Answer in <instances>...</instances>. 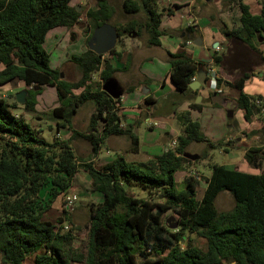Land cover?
I'll return each instance as SVG.
<instances>
[{
	"label": "trees",
	"instance_id": "16d2710c",
	"mask_svg": "<svg viewBox=\"0 0 264 264\" xmlns=\"http://www.w3.org/2000/svg\"><path fill=\"white\" fill-rule=\"evenodd\" d=\"M72 1L0 0V65L4 67L0 71V87L15 80L26 87L22 105L16 100L11 102L13 96H0L1 263L24 264L30 255H35V264H71L79 260L85 264H264V172L253 174L214 164L200 200L196 198L195 180H190L185 190L176 191V174L192 164L185 156L187 148L207 141L190 111L181 115L182 132L176 138L175 148L144 163L128 162L117 155L99 168L92 162H79L71 139L52 143L39 139L28 121L15 112L18 106L34 112L43 87H51L58 100L51 113L62 120L63 126L73 128L83 105L91 103L95 107L88 133L73 129V138L88 139L97 154L104 137L126 136L131 143L130 152H139L140 139L133 128L121 126L117 107L120 99L103 91L104 83L116 72L103 61L104 56L89 48L81 55H73L70 61L82 73L77 82L67 81L62 71L50 67V54L44 46L48 34L57 28L70 29L80 22L81 15ZM122 6L125 15L143 14L144 21L132 19L125 26L115 25L111 22L115 15L111 3L97 0V7L86 15L92 29L87 43L96 28L110 23L120 40L131 35L140 38L145 31L148 45L160 46L162 13L158 11V0H123ZM239 8V30L222 31L243 59L241 64L233 65L239 68L251 59L261 65L262 52L255 50L248 57L249 51L239 50L236 43L239 40L255 49L258 40L264 38V6L258 16L252 15L245 4L240 3ZM168 14H172L171 9ZM186 31L193 34L195 28ZM113 54L115 49L108 55ZM170 63L172 83L179 92L186 93L201 65L180 54H170ZM214 63L229 73L222 56L215 55ZM94 73H99L102 81L96 87L92 86ZM252 74L245 71L233 82L218 79L220 87L240 92L236 107L244 111L247 122L262 112L255 99L243 92ZM78 90L81 92L77 95L74 92ZM191 109L201 111L202 106L193 104ZM219 145L209 144L212 148ZM244 158L251 168L262 169L264 147L249 148ZM82 169L88 172L92 190L101 195L102 201L90 212L86 255L70 256L65 247L74 237L69 232L61 234L53 222L44 219L41 192L47 185L52 186L55 196L67 191ZM136 184L148 190L149 195L153 190L161 191L157 200L160 195L164 200L131 195L130 186ZM224 191L230 193L235 203L229 212H220L216 207V200ZM170 211L178 217L175 230L162 220ZM57 223L62 225L63 220L59 218ZM188 234H195L204 245H197ZM153 255L158 259L151 260Z\"/></svg>",
	"mask_w": 264,
	"mask_h": 264
},
{
	"label": "rangeland",
	"instance_id": "374dc122",
	"mask_svg": "<svg viewBox=\"0 0 264 264\" xmlns=\"http://www.w3.org/2000/svg\"><path fill=\"white\" fill-rule=\"evenodd\" d=\"M108 1L111 3L115 10L114 18L111 20V22L115 25L125 26L132 19L138 20L140 22L144 21L145 16L143 14H139L137 16H128L124 14L122 6L123 0ZM256 1L260 3L262 2V0ZM263 4L264 3H262V5ZM71 5L77 6L78 12L81 15L79 24L70 29L63 27L55 29L53 33L50 34L48 42H46L47 44H45V49L50 54V67L52 69L55 66L59 68L60 61L63 58L64 61L61 64L60 71L64 72L65 79L67 81L77 82L81 79L82 73L79 67L75 63H72L70 59L73 55H81L88 49L87 41L92 29L86 15L88 10L97 7V0H73ZM160 8L161 7L158 6L159 10ZM147 36L148 34L143 31L142 36L138 38V41L143 42L145 38H147ZM120 43L121 40L119 39L116 46L117 49L120 48ZM152 53H157V51H152ZM262 54L264 55V53ZM158 59L160 58H156L153 66L145 63V65L142 67L143 71H145L144 68L146 70L152 69L155 74L163 73L164 75L166 73L165 69L167 68V65L161 60L158 61ZM3 68L4 67L0 65V71ZM237 71H249L251 73H254L255 71H263L261 74H264V62L259 65L256 64L253 59H251L249 61L243 62L242 65L237 68ZM97 74L98 76L95 77V79H93L92 75V86L95 87L100 85V82H102L99 78V73ZM252 75L253 76L249 82L250 87H248L247 95L253 97L255 101L260 100L262 102L261 109L264 110V75L263 78L258 74ZM21 83V81L15 80L10 85L12 86V88H18L20 85H22ZM6 87L7 86L1 87L0 92L2 93L3 89ZM44 89H47V91L44 92ZM22 91L23 90L21 89H13L12 95L8 96H13L14 98L12 99H14L13 101H15L16 96ZM80 92L81 91L78 90L74 93L78 95L80 94ZM230 94L233 99H236L234 98L236 96V91H231V93L226 94L224 98H230ZM259 97L261 99H259ZM37 98L43 100L45 104H48L47 110H45L46 108H43V111L45 113L43 117L40 116L41 118H37L36 120V117H34L36 115L31 112L25 111L21 106H18L19 108L15 109V112L28 121V123L36 131L37 137L39 139L45 140L48 143H52L55 140H59L58 138L61 137V134L58 132L57 123L55 122V119L52 117L51 113L52 109H54L58 104V101L52 103V98L54 100H57L55 89L51 87H43L42 92L38 95ZM22 104L23 103L19 105ZM79 110V115L75 123H73V128L78 132L85 134L88 133L89 126L87 123L90 121L91 113L95 110V108L91 103H87L83 105ZM202 110L199 122L201 123V132L206 137L207 141L200 144H192L187 148L188 159L192 161V155H195V162H192V164L186 166L184 170L176 174L175 186L176 191L181 192L187 188L188 182L190 180H195L197 186V200H200L202 198L205 189L206 175L210 173V168L214 164H219L226 167L232 165V168L234 169L245 170L244 172L253 174H260L264 172V159L262 169L256 170L251 168L244 158L245 153L249 148L260 146L264 147V112L261 110V113L257 112L256 115L253 116V120L257 117V120H255L256 122L253 125L254 128L260 127V129L254 131V133L251 134L250 132L244 131L243 134L245 136L243 142L237 143L232 141L235 126L246 124L245 118L242 116V113H244L242 109L238 107H235V109H231V106L228 103L217 104L214 103L210 98H207L202 105ZM231 110L233 112L235 111V114L233 118L229 119L228 112ZM35 121H39L40 125H35ZM154 122L158 123V127L153 126ZM162 124L163 123L161 122V120L157 118L152 123L143 122L140 126H138V134L139 136L143 135V133L147 134L149 140L150 138H153V136H157V138L158 136H160L156 147L160 148L161 145H164L169 146L170 148L172 140L170 136H166L167 130H162ZM230 125H233L232 128H230ZM211 128H217L219 131L221 130L223 134H220L219 136L214 138L213 134H211ZM228 137L232 140L226 142L225 139ZM111 138V140H106L102 145V149H105L101 152L102 157L103 155L112 156V153L114 152L115 155H122L127 161L132 160V158L134 162H147L150 160L148 159L150 157H148L144 152L143 155L134 157L133 155L135 154L130 152L131 143H127V139L125 137L121 136ZM76 139L77 140L73 143V145L79 161L82 163H89V160L95 157L92 151V143L84 137H79ZM175 140L176 139H173V141ZM209 140H211L215 145H222L216 146V148H212L209 146V144L212 143ZM149 143L150 142L144 141V146H151L148 145ZM171 148L173 147L171 146ZM230 152L234 155H229ZM106 162L107 161L98 163L97 168L107 164ZM129 192L131 193V195H135L136 197L141 199H148V197L150 196L153 200L159 202L164 200L163 195H160L159 200H157V194H159L161 191L157 192L156 190H153L149 195V191L138 184L133 186L131 185ZM66 197L75 198V208L71 213H67L64 211ZM101 201V195L92 190L91 178L88 172L83 169L80 170V172L76 175L72 186L67 191L61 192L57 196L54 195V190L52 189L51 185H47L42 189L40 206L43 209L44 219L53 222L56 227H58V230L61 234H66L69 232L74 237V240L67 243L65 247L70 256L76 254H82L84 256L86 255L89 244L90 212L91 209L95 208V206L98 205ZM234 206V200L229 192H222L216 200V207L220 212H229L234 208ZM59 218L63 220L62 225H59V223H57V220ZM162 220L169 229L170 227L179 223L178 217L173 211L166 213L163 216ZM66 226H69V229H66ZM188 236L193 238L197 245H204L202 239L196 237L195 234H188ZM40 253H43V251H41ZM1 257L2 256L0 254V264H2ZM157 259V255H153L151 257V260L153 261ZM24 264H35V255H30L26 259ZM71 264L85 263L84 261L79 260L77 262L72 261Z\"/></svg>",
	"mask_w": 264,
	"mask_h": 264
},
{
	"label": "crops",
	"instance_id": "0c3cea01",
	"mask_svg": "<svg viewBox=\"0 0 264 264\" xmlns=\"http://www.w3.org/2000/svg\"><path fill=\"white\" fill-rule=\"evenodd\" d=\"M240 3L248 6L252 15H261L262 8L264 6V4L262 5V3H264L263 0L261 3L257 2L256 0H158V6L161 7L160 10L158 9V11L162 13L160 25L162 35L159 38L161 45L157 47L149 46V36H147L143 42L138 41V38L132 35L131 37L124 36L121 39L120 48H115V54L104 55L103 61L109 63L111 67L116 70L112 78L122 91L120 102L117 104V107L119 108L118 115L120 116L121 126L123 128L132 127L134 133H136L140 139V150L137 154L133 155L134 157L141 156L144 152L148 157H150L148 159H153L162 155L167 149H169V146L164 145H161L160 148L156 147L160 136H158V138L157 136H153V138H150V140L148 139L149 137H147V134L143 133V135L139 136L138 126H140L143 122L152 123L156 118L160 119L163 123L162 130H167L166 136L171 137V148L173 139H176L179 135H181V115L183 113L190 111L193 120L198 122L200 121V116L202 114L201 112L203 110H192L191 107L193 104H201L202 106L205 99L210 98L214 103H228L231 106V109H235L236 100L240 95V92L237 89L222 87L223 93L215 94L208 88L207 83L209 78L208 72L210 68H214L219 79H222L224 82H233L239 78V75L245 73V71H237L238 67L234 66L239 65L238 63L241 64L243 61L238 50L234 48V43L228 41L222 35V31L224 30H239L241 18V11L239 8ZM169 9L172 10L171 15L168 14ZM190 27L195 28L193 34H188L186 31L187 28ZM54 30L48 34L46 42H48L50 34L53 33ZM262 39L264 40V38H260L258 40L259 44H255V49L239 40H237L238 43L236 44L238 45L239 50L241 49L245 53H248L249 51L248 57H251L250 55L254 54L255 50L264 53V41ZM46 42L45 44H47ZM215 45H217V47H215ZM152 51H157V53H152ZM170 54L184 55L201 65L202 69L197 73V76L190 83L189 91L186 93L179 92L171 81L170 72L172 67L170 63ZM215 55L223 57V65L226 67L229 73H226L220 66H217L214 63ZM157 57L160 58L158 61L161 60L167 65V68L165 69L166 73L164 75L163 73L155 74L152 69L146 70L145 68L144 70L146 72L143 71L142 67L145 65V63L153 66ZM63 61L64 60L62 58L60 61V67ZM60 67L58 68L55 66L53 69L60 70ZM101 69H103V67ZM262 72L255 71L253 74H258L263 78L264 74H261ZM62 73L64 75L63 71ZM97 76L98 74L95 73L93 75V79H95ZM198 78L204 80V84L198 85ZM251 78L247 81L243 89V92L246 94H248V87H250L249 82ZM11 83H8L10 87L7 84L4 85L7 87L3 89L2 93L0 92V96L8 98V95H12L13 89H21L23 91L26 89L23 83H21L22 85H20L18 88H12L10 85ZM46 91L47 89H44V92ZM231 91H236V96L234 97L236 99H233L231 94L230 98H224V96L228 93H231ZM219 99L222 100L221 103H219ZM57 101L58 100H54L52 98V103ZM37 102L38 103L36 105L35 111L31 112L36 115L34 116L36 117V120L37 118H41L40 116L43 117L45 115L43 108H46L45 110H47L48 105L39 98H37ZM79 111L74 119V123L78 118ZM93 112L91 113V116ZM233 113L235 114V111ZM242 116L244 117V113H242ZM53 118L57 123L58 132L61 134V137L58 139H71L74 149L73 143L77 140L76 138H73L74 128L63 126L62 120L55 117ZM252 120L250 122L245 120L246 124L235 126L233 140L229 139L228 137L225 139V141L227 142L232 140L233 142L241 143L244 140V131L250 132L251 134L256 130H259L260 127L254 128L253 126L256 122L255 120H257V117L254 118L253 121ZM59 123H61L60 126L58 125ZM89 123L90 121L87 123L88 126ZM155 123L156 122H154V124ZM154 124V127H158V123H156V125ZM35 125H40V122L35 121ZM232 126L233 125H230V128H232ZM100 130L101 126H98L97 131ZM211 130V134H213L214 138L220 134H223V132L221 130L219 131L217 128H211ZM111 137L121 136L104 137L101 141V148L97 154L94 153V149L92 148L95 157L90 159L89 162H92L95 168L98 167V163H102L104 161H107L106 163H108L112 161L117 155H119H115L113 152L112 156L103 155L102 157L101 152L105 150L102 149V145L106 140H111ZM123 137L127 139V143L130 142L126 136ZM144 141L150 142L148 145L151 146H144ZM209 141L212 142L211 140ZM229 155L234 154L230 152ZM128 162H134L133 158ZM192 162H195V155H192ZM136 163L144 162L139 161ZM227 168L234 169L232 168V165L227 166ZM240 171L244 172L245 170ZM210 176L211 171L206 175V178H209Z\"/></svg>",
	"mask_w": 264,
	"mask_h": 264
},
{
	"label": "water",
	"instance_id": "95a60500",
	"mask_svg": "<svg viewBox=\"0 0 264 264\" xmlns=\"http://www.w3.org/2000/svg\"><path fill=\"white\" fill-rule=\"evenodd\" d=\"M118 39L119 35L117 29L112 24L105 23L94 30L93 35L88 42V48L96 55L104 56L116 48ZM215 47H217V45H215ZM204 82L205 81L201 78H198L197 80L198 85H202ZM103 91H105L113 99H120L122 95V91L119 89L113 78L104 83ZM25 98L26 92H21L16 96L15 100L21 104L25 102ZM13 100L14 99H11V102ZM221 102L222 100L219 99V103ZM233 115L234 113L232 110L228 112L229 119L233 118ZM185 156L188 158L187 154ZM178 226L179 224H175L174 226L170 227V229L175 230L178 228Z\"/></svg>",
	"mask_w": 264,
	"mask_h": 264
},
{
	"label": "built area",
	"instance_id": "2783aa9c",
	"mask_svg": "<svg viewBox=\"0 0 264 264\" xmlns=\"http://www.w3.org/2000/svg\"><path fill=\"white\" fill-rule=\"evenodd\" d=\"M208 88L214 92L215 94H222L223 93V89L222 87H220L218 85V75H217V72L215 71L214 68H210L209 69V72H208ZM261 101L260 100H257L255 101V105L258 107V108H261ZM264 112V110H262ZM156 125V123L154 124ZM230 141V140H229ZM177 146V141H173L172 142V147L175 148ZM75 198H72V197H66V200H65V208H64V211L67 212V213H71L74 211V208H75ZM66 229H69V226H66Z\"/></svg>",
	"mask_w": 264,
	"mask_h": 264
}]
</instances>
